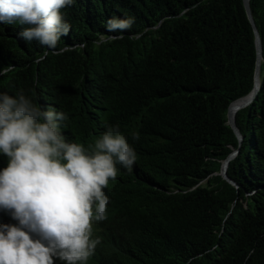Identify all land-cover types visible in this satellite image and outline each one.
Masks as SVG:
<instances>
[{
    "label": "trees",
    "instance_id": "trees-1",
    "mask_svg": "<svg viewBox=\"0 0 264 264\" xmlns=\"http://www.w3.org/2000/svg\"><path fill=\"white\" fill-rule=\"evenodd\" d=\"M249 7L262 60L256 96L235 114L241 143L227 110L253 90L256 62L242 0H76L58 44L72 47L39 63L21 26L0 25V91L67 112L72 142L90 149L119 124L136 150L105 189L88 264H264V0ZM112 16L135 23L110 33Z\"/></svg>",
    "mask_w": 264,
    "mask_h": 264
},
{
    "label": "clouds",
    "instance_id": "clouds-1",
    "mask_svg": "<svg viewBox=\"0 0 264 264\" xmlns=\"http://www.w3.org/2000/svg\"><path fill=\"white\" fill-rule=\"evenodd\" d=\"M76 0H0V25H19V36L41 49L39 63L58 47L71 24L65 9ZM133 17L108 18L107 32L122 34ZM2 74V73H0ZM70 116L43 109L30 94L0 91V212L14 223L0 224V264H88L101 237L93 223L107 218L105 189L119 166L131 170L137 153L119 124L106 125L91 148L63 133ZM134 140L139 134L133 133Z\"/></svg>",
    "mask_w": 264,
    "mask_h": 264
},
{
    "label": "water",
    "instance_id": "water-1",
    "mask_svg": "<svg viewBox=\"0 0 264 264\" xmlns=\"http://www.w3.org/2000/svg\"><path fill=\"white\" fill-rule=\"evenodd\" d=\"M242 3H243V7H244V10H245L246 16H247V18H248V20H249V22L251 24V27H252V30H253V34H254V43H255V50H256V62H255V71H254V86H253V90L246 97L241 98V99L235 101L234 103H232L229 106L228 110H227V124L232 129V131L235 134V136H236V138H237L239 143H241L242 137H241L240 132H239V130L236 127V124H235V114L240 109H243L244 107L248 106L253 101V99L255 98L256 93H257L258 88H259L260 63H261V60H262V45H261L260 37H259L257 28L255 26V23H254V20H253L251 11H250L249 0H242ZM236 153H237V151L231 153L229 155V157L223 163L221 175L227 181H228V179H227V176H226V170H227V167H228V164H229L230 160L232 159V157Z\"/></svg>",
    "mask_w": 264,
    "mask_h": 264
},
{
    "label": "rangeland",
    "instance_id": "rangeland-1",
    "mask_svg": "<svg viewBox=\"0 0 264 264\" xmlns=\"http://www.w3.org/2000/svg\"><path fill=\"white\" fill-rule=\"evenodd\" d=\"M96 232V229L93 228V233ZM55 264H59L58 261L55 262Z\"/></svg>",
    "mask_w": 264,
    "mask_h": 264
}]
</instances>
